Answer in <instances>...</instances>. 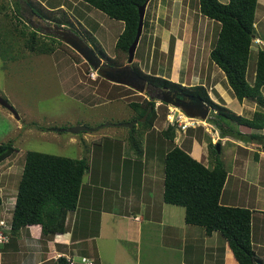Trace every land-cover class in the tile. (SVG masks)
Returning a JSON list of instances; mask_svg holds the SVG:
<instances>
[{"label":"rangeland","instance_id":"1","mask_svg":"<svg viewBox=\"0 0 264 264\" xmlns=\"http://www.w3.org/2000/svg\"><path fill=\"white\" fill-rule=\"evenodd\" d=\"M198 1L151 0L145 12L143 31L135 51L134 61L139 60L144 72L155 71L159 75L187 86L203 85L212 100L224 104L237 114L251 118L260 106L253 99L239 101L234 96L222 70L211 61L210 51L218 24L199 12ZM60 2L65 3L66 12H73L74 15H72L76 18L73 17V28L68 26L71 32L81 39L84 38L85 42L96 50H98L97 46L101 45L105 55L114 58L115 43L124 27L123 22L111 19L85 2L79 7L77 3L72 5L74 0H51V6L47 7L52 8ZM179 4L180 8L177 9ZM166 6L172 9L167 12V9H164ZM34 7L40 12L37 5ZM15 13L18 14L13 0H0V44L7 49L6 57H14L8 60L0 57V96L7 99L19 115V118H16L9 109L0 104V143L12 141L16 146L18 151L10 158L14 159L11 161L17 168L23 167L28 150L86 158L89 169L84 174L83 183L88 182L92 187L87 199L80 194L79 203L82 200V203L88 204L93 195L95 199L92 197V201L96 202L104 195L115 194L116 188L112 189L113 183L120 184V178L123 179V175L125 177V174L122 175L120 172L122 156L131 158L135 153L138 159H145V155L149 157L156 154V158L160 160V172L164 167L166 152L178 145L191 155L198 157V160L205 165L211 166L213 156L209 155L210 143L216 145L219 142L220 155L217 156L224 165H229L231 158L235 157L238 143L250 146V142L254 144V141H258V139L247 137V140H244L248 143H245L239 137L231 135V139L224 144L225 138L221 133V127L226 125L219 117L215 119V111H212L214 117L206 120V125L189 128L186 134H181L174 126L175 138L167 139L162 132L169 125L168 114L175 105L166 104L158 98L155 101L158 118L155 126L149 129L151 133L148 137L145 133L149 130L144 129L143 122L139 119L135 124V133L129 127L107 126L109 123H128L134 120L132 117H135L136 113L129 103L141 101L143 98L151 99L149 90L114 84L110 77L104 75L107 68L101 69V66H108L106 62L109 61L105 55L99 54L102 58L98 61V67H95L84 53L76 49L78 46L71 43L72 46L66 44L64 47H56L49 54L30 51L25 44V39L13 30L16 21L11 16ZM20 13L25 21L32 22L31 27L32 25L34 28L41 27L42 35L62 31L37 16L31 17L23 2ZM78 20L81 23H78ZM29 29L28 27L27 30ZM73 34L69 32V37L76 39L77 37ZM161 34H164L163 38H167L165 44L161 42ZM172 43L173 52L171 51ZM257 46L254 44L250 52L247 74L250 83L253 81L256 68ZM93 53L94 51L90 50L88 55ZM119 62L128 64V59L122 56ZM126 81L129 83L128 80ZM142 85H145V82ZM213 119L215 120L211 121ZM230 123L234 124L242 134L249 133L250 129L246 126L236 125L232 121ZM77 125L100 128L97 132L82 131L77 134L55 130V128ZM262 130L264 129L251 131L258 133ZM132 135L136 138L133 146ZM257 145V148L261 150L262 146ZM237 146L241 148V145ZM255 148L256 146H253V149ZM128 163L129 158H126L125 166H128ZM156 170L157 167L155 172ZM20 177L21 175L17 180ZM105 181L109 182L111 188H104L101 194V191L98 192V188L93 186H98ZM157 185L159 187L154 189L155 192L152 190V193L161 197L160 188L164 187L163 178ZM147 192L152 195L150 191ZM127 196L128 199L132 197L131 194ZM170 207L183 210L185 215V209L182 206L171 204ZM81 216L86 217L85 214ZM199 243L202 244L201 241ZM113 244L112 246L103 244L106 253L104 257L109 262L116 257V244L114 242ZM133 246L132 244V248ZM207 246H209L208 249L206 248L203 255L199 257L209 256L216 250L214 241L208 242ZM198 249L202 254L201 247ZM81 257L82 255L75 259L80 261Z\"/></svg>","mask_w":264,"mask_h":264},{"label":"trees","instance_id":"2","mask_svg":"<svg viewBox=\"0 0 264 264\" xmlns=\"http://www.w3.org/2000/svg\"><path fill=\"white\" fill-rule=\"evenodd\" d=\"M22 1L33 8L36 12L35 16L60 28L62 31L42 35L40 33L41 27H31L21 16ZM81 1L102 11L111 19L123 22L124 27L115 43L116 56L114 58L105 55L101 45L97 46L98 50H96L93 46L90 47L84 38L81 39L74 35L70 30L74 26V16L66 12L64 8H48L39 0H13L15 9L18 12V14L15 13L11 16L16 21L13 30L25 39L26 46L32 52L49 54L56 47L73 44L83 50L82 53L87 55L85 57L89 58L95 67H98V61L102 58L99 54L105 55L109 61L106 62L108 66H101V69L107 68L105 73L107 71L106 74L112 80L119 77V74H116V69L124 68L128 69L129 72L133 71L143 83L147 82L153 88L195 92L216 112L215 119L219 117L226 125L221 127L223 136L232 135L245 140H247V137L248 139H258L264 148V134L250 132L251 130L264 129L263 48L258 50L253 81L250 83L247 79L250 52L257 37L256 9L258 0H228L226 3L220 0L198 1L199 12L218 24V30L210 51L211 61L222 70L234 96L239 101L253 99L260 106V109L256 110L251 118L237 114L224 104L212 100L203 85L187 86L159 75L155 71L152 73L144 72L139 60L134 61L133 59L131 64H121L119 62L122 56L128 59V49L137 33L139 8L144 4H148L151 0ZM34 5L40 8V12L36 11ZM58 11L64 12L58 13ZM78 23L81 22L78 20ZM28 27L29 30H27ZM69 32L77 38H70ZM173 49L174 45L172 43V52ZM6 50L0 44V57L7 60L14 58L11 56L6 57ZM90 50L94 51L92 55H88ZM101 72L103 71L101 70ZM151 104L153 108L143 122L146 130L152 129L158 118L155 101L143 98L141 101L129 103V106L136 113L135 117H132L134 119L143 117L148 112ZM231 121L235 122L236 125L246 126L250 129L249 133H246L247 135L242 134L234 124L230 123ZM132 132L135 133V125ZM162 133L170 140H173L176 136L175 127L170 124ZM134 139L136 140L132 135V146L135 143L133 142ZM16 151L18 149L12 141L0 143V163ZM209 155L213 156L211 166L205 165L178 145H175L166 153L163 180L164 201L184 207L186 223L204 227L209 235L214 231L220 232L226 239L238 264H264V260L258 257L252 246L251 210L221 203L220 198L228 171L222 160L217 156L220 155V152L217 151L216 145L213 143H210ZM88 169L89 165L84 157L73 158L28 150L25 154L23 170L18 182L12 218L9 222L11 227L10 237L21 227L33 224L42 226L43 235L65 232L68 212L74 210L78 205L83 177ZM59 260L62 264H69L63 258H59Z\"/></svg>","mask_w":264,"mask_h":264},{"label":"crops","instance_id":"3","mask_svg":"<svg viewBox=\"0 0 264 264\" xmlns=\"http://www.w3.org/2000/svg\"><path fill=\"white\" fill-rule=\"evenodd\" d=\"M39 1L45 6H51V0ZM75 3L79 7L83 6L81 0H74L72 5ZM64 4L60 2L54 8L65 9ZM164 9L169 12L172 8L166 6ZM70 14L74 15L73 12ZM263 30L264 0H258L256 36L262 43ZM163 35L161 42L165 44L167 38H163ZM259 48L260 45L257 50ZM110 80L114 84L131 87L116 82L118 79ZM98 129L86 132H97ZM150 133L151 130L147 131L145 136L148 137ZM256 134H264V130ZM155 136L158 138L157 134ZM230 136H223L224 144L231 139ZM254 142H250V146L238 143L241 148L236 145L235 157L232 155L234 159L231 158V164L225 165L228 176L220 201L225 205L251 210L252 246L258 257L264 260V148L259 150L257 144L260 147L262 144ZM253 146L256 148L253 149ZM10 157L0 163V218L8 223L15 205L19 182L17 178L23 170V167H15L12 162L14 159ZM126 158H129L128 166H125ZM121 159L120 172L125 177L123 175V179L120 178V184L113 183L112 189L116 188L114 195H104L96 202L92 201V197L95 199L93 195L86 205L78 200L77 207L68 212L65 232L43 235L40 224L21 227L11 235L9 242L0 245V264H62L59 258L67 261V257L77 258L80 255L92 259L94 264H199V261L200 264H238L226 239L220 237V232L214 231L209 235L204 227L186 223L183 210L173 209L171 204L164 201L163 186L160 188L161 197L152 193V190L159 187V180H164V167L159 172L160 160L156 154L138 159L137 154L133 153V157L125 155ZM91 187L88 182L82 183L80 194L83 198L90 196ZM93 187L98 188L101 194L104 188H111L108 181ZM128 194L132 196L129 199ZM82 214L87 218H82ZM196 235L199 237H193ZM211 241H214L216 250L210 253V257H199L208 249L207 244ZM113 242L116 244V257L109 262L104 257L106 253L103 244L112 246Z\"/></svg>","mask_w":264,"mask_h":264},{"label":"water","instance_id":"4","mask_svg":"<svg viewBox=\"0 0 264 264\" xmlns=\"http://www.w3.org/2000/svg\"><path fill=\"white\" fill-rule=\"evenodd\" d=\"M22 2L24 4V6L26 7V11L29 13V15L31 17L35 16L36 12L32 9V7L28 3H26L25 1H22ZM146 6H147V4H144L139 8V23H138L137 33H136L135 39L128 49V64H131L133 62L135 51H136L137 45L139 43L142 31H143V23H144V17H145V12H146ZM28 24H32V22L29 20ZM32 27H33V25H32ZM76 49L80 52H83V50H81L79 48H76ZM85 56H87V55H85ZM124 78H125V80L122 79L120 81L127 83L126 80H128L129 84L132 86H135V87L140 88V89L143 87V85H142L143 81L140 80V77L137 76L136 74H134L133 71H130L129 78H128V76H125ZM151 98H153V96H151ZM161 99L163 100V102H169V100H167V99H164V98H161ZM200 102L201 103L198 105H195V107L203 108L204 109L203 112L192 111L190 108H187L184 105L182 106V105L178 104L177 106L181 107L182 110L185 111L189 116L200 117L202 119H206L209 115L210 107L208 104L204 103L202 100ZM0 104L2 106H4L5 108L9 109L15 115L16 118H19V115H18L16 109L13 107V105L10 104L9 101L2 96H0ZM190 106L193 107L194 105L191 104ZM152 108H153V105L151 104L148 112L143 117H141L139 119L140 122H144L147 119L148 114L152 110ZM137 122H138V120L135 119V120H132L131 122H128V123H118V124L109 123V124H107V126L119 125V126H125V127H129V128H133ZM98 128H100V127H98ZM98 128L97 127L90 128V127H87L85 125H77V126H72V127H68V128H55V130L56 131H66V132H70L73 134H77V133L82 132V131H95ZM216 148H217V151L220 152V143L219 142L216 143Z\"/></svg>","mask_w":264,"mask_h":264},{"label":"built area","instance_id":"5","mask_svg":"<svg viewBox=\"0 0 264 264\" xmlns=\"http://www.w3.org/2000/svg\"><path fill=\"white\" fill-rule=\"evenodd\" d=\"M256 42L264 46V43H262L260 39L257 38ZM212 117H214L213 112H210L206 119L189 116L185 111L174 106L172 109H170V112L168 114V122L170 125L177 127V130L180 131L181 134H186L189 128H197L199 126L206 125V120ZM9 228L10 227L6 224V222L3 219H0V245L9 242ZM67 261L69 264H94V261L92 259L84 256L81 257L80 261L76 260L73 257H67Z\"/></svg>","mask_w":264,"mask_h":264},{"label":"flooded vegetation","instance_id":"6","mask_svg":"<svg viewBox=\"0 0 264 264\" xmlns=\"http://www.w3.org/2000/svg\"><path fill=\"white\" fill-rule=\"evenodd\" d=\"M123 69V70H122ZM117 70V73L116 74H119V77H116V79H123L125 80V74L126 76H130V72L128 69H124V68H120V69H116ZM129 72V73H128ZM107 73V71H106ZM104 73V75H106L108 78H109V75ZM124 76V77H123ZM114 77V76H113ZM120 79V80H121ZM116 82L119 83V81L117 80ZM121 83V82H120ZM121 84H129V83H126V82H122ZM130 85V84H129ZM132 86V85H131ZM144 90L148 89L149 91V95L150 96H153V98H151L152 100L156 101V99H161V98H164V99H167L169 100V102H164L166 104H172V105H175L176 107L182 109L181 107L177 106L178 104L179 105H184L186 106L187 108H190L192 111H195V112H203L204 109L203 108H199V107H195V105H198L200 104L201 100L208 104L206 101H204L202 99V97L200 95H198L197 93L195 92H187L185 90H180V89H159V88H153L151 87L150 85H148L147 82H145V85H143L142 87ZM141 89V90H143ZM161 97V98H160ZM150 99V98H149ZM194 105L193 107H191L190 105ZM209 105V104H208ZM210 107V105H209ZM212 108L210 107V112H212ZM209 112V113H210ZM135 120V119H134ZM138 120V119H137Z\"/></svg>","mask_w":264,"mask_h":264},{"label":"clouds","instance_id":"7","mask_svg":"<svg viewBox=\"0 0 264 264\" xmlns=\"http://www.w3.org/2000/svg\"><path fill=\"white\" fill-rule=\"evenodd\" d=\"M147 5H148V4H147ZM146 8H147V6H146ZM29 25H30V24H29ZM33 28H34V27H33ZM256 39H257V37H256L255 40H254V44H258V45L261 46V44H259V43L256 42ZM254 44H253V45H254ZM260 48H263V49H264V46L262 45ZM260 48H259V49H260ZM259 49H258V50H259ZM94 77H95V76H94ZM118 81L122 83V81H120V80H118ZM5 222H6V224L10 227V224H9L6 220H5ZM9 229H10V232H11V227H10ZM9 241H10V240H9Z\"/></svg>","mask_w":264,"mask_h":264}]
</instances>
